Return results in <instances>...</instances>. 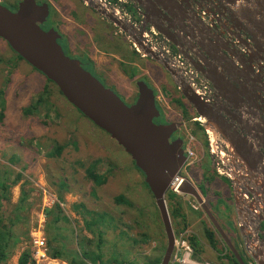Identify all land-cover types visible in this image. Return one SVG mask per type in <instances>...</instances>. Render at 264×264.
I'll list each match as a JSON object with an SVG mask.
<instances>
[{
  "label": "rangeland",
  "instance_id": "1",
  "mask_svg": "<svg viewBox=\"0 0 264 264\" xmlns=\"http://www.w3.org/2000/svg\"><path fill=\"white\" fill-rule=\"evenodd\" d=\"M39 1L48 5L50 3L53 9L51 13L53 21L60 24L59 28L69 35L63 45L66 49L68 46L71 47L72 50L69 49L71 56L74 53L82 54V49L90 52L96 41L99 42L97 48L111 49L120 55L119 60L113 61L98 55L97 61L104 64H95L96 69L93 66L86 67L126 104H134L137 100L138 88L135 83L138 80L146 81L149 86L157 88L159 93L166 96L162 103L157 104L158 108L172 122L180 121L173 123L182 125L179 133L184 134L186 141L190 132L197 136L191 144L196 159L193 165L183 167L179 176L187 179L186 181L195 187L219 224L224 226V221H229L233 229L229 238L237 239L238 242L241 239L244 242L241 237L239 238V230L237 231L234 221L233 182L219 173L215 163L217 158L207 142V134L200 129L199 122L190 121L189 113L184 107V101L187 100L180 93L175 92V95L180 94L184 99L179 98L170 102L172 98L168 93L173 87L165 85L156 87L145 80L142 74L144 71H139L134 65L131 66L122 52L125 51V44L129 46L126 40L132 45L129 36L115 26L116 34L123 36L119 38L120 46L116 47L114 44L116 36L112 27L107 24L109 21L84 0ZM98 1L106 2L112 8H116L115 6L120 3ZM0 2L14 11L17 0H0ZM65 14L74 20L69 18L65 20ZM95 15H99L107 22L101 21ZM119 16L123 18L122 14ZM129 17L133 23L140 26L141 20L138 16L129 14ZM61 24L72 25L74 28L72 30ZM92 28L96 32L97 39H92ZM132 50L134 51L133 47ZM130 54L135 61L140 62L145 59L141 55L131 52ZM148 64L149 68H152V62ZM115 65L120 75L114 69ZM134 75L138 76L136 80L131 78ZM165 75L163 70L156 68L158 78ZM39 98L43 99L45 105H41L34 115H25V110L30 106H36ZM164 102L169 103L164 104ZM2 110L5 117L0 123V178L8 177V183L12 184L19 175H22L18 185L9 189L12 204L8 211L15 210L24 196L28 195L29 198L24 203L25 206L23 204L21 209L16 210L19 214L26 215V218L23 222L16 220V225L12 227L16 239L11 254L9 251L6 264H18L19 257L24 251H33L31 233H38L39 223L43 222L47 243L54 239L55 231L50 234L47 231L49 227L51 230L50 213L56 209V205L61 207L65 213L62 215H66L69 222L64 219L58 222L59 233L63 237L53 246L59 243H64L67 248L70 245L76 246V248H68L70 252L75 250V253L70 255L72 258L67 262L63 261L66 264L70 261H75L77 264H148L157 258H164L168 239L161 216L154 196L149 188H146L145 179L138 172L131 157L107 133L78 113V110L59 94L44 75L21 60L9 45L0 39V111ZM215 139L212 145L214 151ZM58 148L62 149L60 155L55 152ZM231 161L230 156H225L224 162L227 166H231ZM197 176L200 178L199 182ZM102 179L106 180L105 184L97 185L96 183ZM26 191L28 194H24ZM169 192L175 194L172 189ZM175 195L182 198L186 204L189 224L187 229L179 233H176L172 225L175 240L179 241L181 238L187 241L193 251L194 259L222 264L220 255L206 242V228L215 230L220 241L219 248L225 249L223 256L227 253L226 244L201 205L194 197L190 198L191 196L182 192ZM119 197L130 201L132 206L116 203ZM217 203L218 205L214 207ZM192 210L203 213H190ZM216 213L224 214L223 220H219ZM27 231H29L28 238L25 234ZM194 236L198 237L201 248L204 249L200 255L201 259L196 257L190 242L191 237ZM50 250L49 258H51ZM83 253L92 256H83ZM241 254L245 262L250 264L243 252ZM99 256L102 259L100 261H98Z\"/></svg>",
  "mask_w": 264,
  "mask_h": 264
},
{
  "label": "water",
  "instance_id": "2",
  "mask_svg": "<svg viewBox=\"0 0 264 264\" xmlns=\"http://www.w3.org/2000/svg\"><path fill=\"white\" fill-rule=\"evenodd\" d=\"M84 1L87 5H91L102 17L118 27L122 33L130 36L139 52L145 58L154 59L157 63L163 65L175 79V83L179 86L183 97L196 110L199 117L195 119V122H201L202 126L206 128L209 123H212L208 119L214 120L215 123L210 124V126L212 125L218 134L212 135L208 133V135L212 139L217 137L215 143L218 137L221 136L226 144L225 154L232 158L231 163L236 165L239 158L242 159L248 166L247 169L259 176L255 181L264 191V170L261 172L256 170V167L252 165L253 161L251 159V156H257L262 166H264V134L260 136L254 134L240 120L229 121L219 117L217 115L218 111H215L214 107L206 103V100L195 93L189 86L179 81L177 72L165 61L157 57L143 41V33L146 27L151 24L168 42L175 45L182 56L187 58L188 52L199 56L194 49L198 45H193L185 39L184 35L187 38H190V36L185 34L184 29H182L181 35L178 36L180 43L172 40L168 35V31H175L176 22L171 21V18H174L171 9L177 8L175 1L127 0V2L134 4L136 8L137 6L141 8L144 5L145 7L146 5L149 6H147L148 15L143 17V22L141 21L143 27L142 38L141 35L139 38L134 37L137 31L133 25L128 24V22L119 17L114 9L107 5L108 3L100 2L99 6H95L87 0ZM219 1L233 12L232 17L234 22L238 24L239 31H245L252 37L257 49V53L253 56L257 60L262 59L264 61V0ZM103 6L109 7V10L103 9ZM157 7L159 8L158 11ZM153 12H156L159 17L162 16L166 20L168 24L166 28L158 27L151 22L150 18ZM49 16V5L47 3L40 5L36 0H22L16 11H12L0 3V39L5 41L26 63L52 81L70 105L76 108L96 127L107 133L131 157L136 168L144 175L145 183L154 196L167 235V248L161 264H170L175 246V232L166 203V195L173 181L182 171L186 161L183 141L181 139L172 141L173 135L181 129L182 125L180 123L161 125L155 123V119L160 118L162 113L158 108L154 89L144 80H138L135 83L138 88V96L132 105L126 104L118 94L105 87L92 72L84 68L80 60L71 58L65 53L58 41L60 36L55 29L46 31L42 28ZM188 20V18H185V21ZM131 30L134 31V34L131 33ZM260 50L263 52L259 53ZM199 57L203 59L201 56ZM222 57H226V55H222ZM188 59L194 63L190 55ZM233 60V57L229 60L230 64L235 62ZM249 63L251 64V61ZM249 68L252 71V68ZM196 69L205 75L209 81H219L218 73L216 75L215 71L213 75L217 80L213 76L211 78L207 70L198 67ZM236 81L239 82V79L236 78ZM217 92L218 99L223 100L225 98L223 90L220 89ZM261 114L259 113L255 116L256 127H264V120ZM241 124L244 128L240 127L239 129L238 127ZM209 128L211 127L206 129ZM223 128L227 130L228 134L221 131ZM243 148H246V150H243ZM233 188H235L234 183ZM180 190L182 193L194 197L202 205L203 211L238 263L247 264L218 224L214 214L205 204L195 187L184 179ZM234 207L236 208V217H238L240 202L236 193L234 195ZM239 230V235L244 237L241 229ZM260 236H262V232L259 233V238ZM256 263L264 264L258 257H256Z\"/></svg>",
  "mask_w": 264,
  "mask_h": 264
},
{
  "label": "flooded vegetation",
  "instance_id": "3",
  "mask_svg": "<svg viewBox=\"0 0 264 264\" xmlns=\"http://www.w3.org/2000/svg\"><path fill=\"white\" fill-rule=\"evenodd\" d=\"M21 1L22 0H19V1L17 0V2L14 4L15 5L14 11L18 9ZM36 1L40 5H43L45 3L39 0H36ZM119 1H120L119 5H120V8L123 9V13L127 14L128 17H129V14L136 15L143 22V17H145L146 15V11L144 7L141 8L140 6H137L136 8L134 4L127 2V0H118V2ZM178 1L181 2L182 0H178ZM183 1L185 2V0ZM49 8H50V16L48 20L42 25V28L46 31L55 29L60 36L58 41L62 45L65 53L71 58L80 60L84 68L90 71L86 67L87 65L92 66V59H90L87 56V54H89L90 52L85 49H82L83 50L82 54L74 53V55L71 56V53L69 51V49L72 50L71 47L68 46V49H66V47L63 45L64 40H68L67 36L69 35L64 30L59 28L60 24L58 23L56 24V22L53 21L52 15H51L53 9L50 3H49ZM189 10H190V13L196 16L205 25V27L210 30L212 34H214L216 37L217 36L221 37L225 41L226 45L223 46L224 53L227 55L229 59L233 57L234 61H237L238 68L240 70L241 69L244 70L243 73L238 72L232 67L233 65L230 64L229 60L223 59L224 63L220 65V67L218 68L219 85L217 81H213V80L209 81L208 79H206L205 75L201 74L200 71L196 69V67L207 70L208 75L211 77V74L213 72L212 61L214 59L218 60V58H221V57L214 53L213 48L211 49L207 47L206 44L198 43L193 40L192 42L198 45L199 50L203 52L204 58L207 61H203V59H201L199 56L194 55L193 53H190V52H188L187 58H185L184 56L182 57L190 64L191 67H193L208 82L206 84L208 88L211 89L212 97L207 98L206 103H208L212 107L218 106V102H216V100L219 102L222 100L218 99L217 94L219 91L217 92V90L222 89L225 94V98L223 99V102L225 103V105L220 104V106H218L219 107L218 109L220 110L219 114L223 118L229 121H237V120H242L245 117V114L249 115V113L254 112L255 116H257L259 113H262L261 115L264 120V61L262 59L257 60L256 57L253 56L255 53H257V49H256L255 43H253L252 37L245 31L243 32L239 31V27H236L233 22L234 21L232 17L233 12L225 4H222L219 0H190ZM171 21L174 22L175 21L174 18H171ZM61 25L67 28L69 27L68 24H61ZM177 27H180V26L177 24ZM146 28L153 29L156 32V30L151 26V24L147 26ZM156 33L160 36H163L159 32H156ZM181 33H182V29L181 31L175 33L176 37L180 36ZM185 34L187 33L185 32ZM172 36L173 38L170 37L172 40L180 43L179 38L178 40H176V38H174V35ZM134 37L139 38V36H137L136 33L134 34ZM184 37L187 38L185 35ZM170 46L176 54H180V52L175 47V45L170 43ZM251 50H252V53H251ZM261 52L263 51L260 50L259 53ZM189 55L194 60V63H192L188 59ZM249 61H251V64L249 63ZM249 67L252 68V71ZM236 78L239 79V82L236 81ZM160 111L162 113V116L160 118L155 119V121L158 124L159 122H161L162 124L180 122L179 120L172 122L171 119H168L165 117L162 110ZM162 120H164L165 122H163ZM198 124L200 127H202V130L207 134V142H209L212 148L213 139L208 135V133L215 135V134H218V132L214 130V127H212V125L210 126V124L212 123L208 124L207 127H211L209 129H206L207 127L206 128L203 127L201 122H199ZM240 127L242 126H239L238 128L240 129ZM181 130H179L177 134L175 133L173 135L172 141L181 139L185 147L186 138L184 134L179 133ZM221 131L227 133V130L225 128H223V130L221 129ZM261 134H264L263 128L259 129V133L257 135L260 136ZM188 135H192L194 140L197 138L196 134H194L193 132L191 134L189 133ZM221 139L223 138L221 137ZM246 170L248 172V175H253L256 178L259 177L258 175L250 172L247 169V167H246ZM236 220H237V217H236ZM229 239L231 240V238ZM235 240L236 239L232 238L231 241L234 245H236L235 246L236 249L240 251ZM225 248L227 249V252L230 251L228 247L225 246Z\"/></svg>",
  "mask_w": 264,
  "mask_h": 264
},
{
  "label": "crops",
  "instance_id": "4",
  "mask_svg": "<svg viewBox=\"0 0 264 264\" xmlns=\"http://www.w3.org/2000/svg\"><path fill=\"white\" fill-rule=\"evenodd\" d=\"M174 1H175V4H177V8L171 9V11H172V14L174 16V20L176 22V27H175V31H168V35L171 38H173L172 35H174V38H176V40H178V37H176V34L175 33L181 31V29H184L185 32L191 37V39L190 38H185V39L187 41H189L190 43H192L193 45H195L192 42L194 40V41H196L198 43H204V44H206L207 47H209L211 49L213 48L214 53L216 55H219L221 57V58H218V60L214 59L212 61V64H213V72L215 71V74L217 75V73H219L218 68L220 67V65H222L224 63L223 59L230 60L227 57V55L224 53V51H223V48H224L223 46L226 45L225 41L221 37H218V36L216 37L214 34H212L210 32V30L208 28H206L205 25L196 16H194V15H192V13H190V10H189L190 0H185V2L183 0L181 2L178 1V0H174ZM147 6L148 5H146V7H145V5H144L145 11H146V15H148V12H149L148 9H147ZM158 10H159V8L157 7V11ZM160 13H162V12H160ZM163 15H164V13H163ZM96 17L99 18L103 22H107L104 19H102L99 15H97ZM68 18L74 20L73 18H71L70 16H67L65 14V20H68ZM185 18H188L190 20L185 21ZM150 20H151V22L154 25H156L158 27L160 26L162 28H166L168 26V24L166 23V20L162 16L159 17V15H157L156 12H153V15L150 18ZM107 24L110 27H112V29L114 30V36H116V39L114 41V44H115L116 47H119L120 44H121L119 38L120 37H123V36L116 34V32H117L116 31V28H115L114 25H112V23L107 22ZM177 24H179L180 27H177ZM234 25L236 27H238V24L235 23V22H234ZM263 26H264V24H263ZM69 28L73 30L74 27L72 25H70ZM91 35H92V39H94V38L97 39L96 32H95V30L93 28H92ZM125 40H126V38H125ZM126 42L129 44V46L127 44H125V47H124L125 48L124 49L125 51H122L123 54L125 55L124 57L126 58V60L128 62L131 63V66L134 65V66H136V69H138L139 71H141V70L144 71V73L142 72V74H143L145 80L150 81L156 87H161V86L163 87L164 85L165 86H169V87L170 86L173 87V90L170 93H168V95L170 96V98H172V100L170 102L175 101V100H178L179 98H183L180 95L181 93L178 91V86L175 83L176 82L175 79L172 77V75L169 74V72L163 67V65H161L160 63H157L156 61H154L152 59H149V58H145V59L140 60L141 63L138 62V61L133 60L134 57H133V55L130 54V52L132 54H136V55H138V54L132 50V47H131L130 43L127 40H126ZM98 45H99V42L96 41L95 42V46L92 45V50H90V53L87 54V56L90 59H92L94 69H96L95 64L96 65L97 64H104V63H100V62L97 61L98 60V55L103 56V57H106V58L110 59V61L119 60L120 59V55L117 52H115V51H113L111 49H106V48L99 49V48L96 47ZM194 49L199 53V56H201L204 59V61H207L204 58L203 52L200 51L197 46H195ZM222 55H226V57H222ZM148 62H152V65H151L152 68H149ZM120 64H122V63H120ZM232 64H233V66L235 65L233 67L235 70H237L238 72H242V73L244 72L243 69L240 70L238 68L237 61L232 62ZM143 68H144V70H143ZM145 68H147V70H145ZM156 68H159L160 71L163 70L164 74H166V75L164 77L163 76L162 77L160 76V78H158L156 76ZM114 69L117 70V66L116 65L114 66ZM117 72H118V75H120V73H119L118 70H117ZM213 72L211 74V77L213 76V78H215L214 75H213ZM128 78H129V76H128ZM136 78H138V76H135V79L134 80H136ZM107 81H110V80H107ZM155 90H157V88L154 89V91ZM175 92H178L180 94L179 95H175ZM155 93H156L157 104L162 103L164 101V97H166V96L163 95V94H161V93H159L158 90ZM216 102H218V106H220V104H222V105L224 104L223 100L220 101V102L216 100ZM166 103H169V102H164V104H166ZM218 106H214V110L215 111H218L217 115H219V117H222L219 114L220 111L218 109L219 108ZM184 107H185L186 111L189 113L190 121H192V122L195 123V119L197 117H199V116H198L196 110L194 109V107L188 101L187 102L184 101ZM170 109H171V107H169V110ZM208 120H210V122H212V123L215 122L212 119H208ZM240 121H243L244 124H245V126L248 127V129H250V131H253L254 134H258L259 133V129L260 128L261 129L264 128V127H260V126H258V127L255 126V113L254 112L249 113V115L245 114V117L242 120H240ZM242 127L244 128V126H242ZM243 150H246V148H243ZM251 159L253 161L252 165L256 167V170H258L259 172H261L262 170H264V166H262V163L260 162V159L257 156L256 157L255 156H251ZM238 161L239 162L241 161L242 163H244L245 167H248L246 165V163L242 159L239 158ZM235 166L236 167H242V168H244L239 163H237V165H235ZM196 179L199 182L200 178L198 176L196 177ZM236 179H237L236 181L238 183L241 184V182H242V183H245V184H247L249 186H253L252 183L254 182V180H257V178L255 176H253V175H245V174L241 175L240 177L237 176ZM233 190H234L233 191V196H234L235 193H236V190H235V188H233ZM263 197H264V195H263ZM255 200H256L258 206H256L254 208V210H255V213H257V215H259L261 217L259 221H262V223H260L257 220L255 223H250V226H248V229L247 230L242 229L244 235H246V237H247V243H246V245L249 246L250 249H251L250 250V254L247 253V250H246V247L247 246H245V244H244L245 243V241H244L245 238L244 237H242L241 235L239 236V237H241L243 239L244 242H242L241 239L239 240L240 242H238L237 239L235 240L236 244L239 247V250H240L239 252L240 253L243 252V254L245 255L246 259L249 261L250 264L251 263H254L255 264L254 258L256 259V257H258L261 261L264 262V217H263L264 216L263 215L264 214V205H263V203L258 198H255ZM217 205H218V203L217 204H214V207H216ZM233 205H234V202H233ZM211 212H212V210H211ZM234 212H235L234 213L235 214L234 215V221L236 222V225L238 223L240 224V222H238L239 220L238 221L236 220V208L235 207H234ZM243 213L246 214V210H244L241 214H243ZM71 215L74 216L73 214H69V216H71ZM216 216H217V218L219 220H223L222 218L225 215L224 214L216 213ZM215 219H216V217H215ZM257 222H259V223H257ZM219 225L224 229L226 235L228 237H230L231 236L230 231H233V229H232V225L229 223V221L228 222L227 221L226 222L224 221V226L222 224H219ZM239 229L240 228L237 225V231ZM239 232H240V230H239ZM260 232H262V236H260V238H259V233ZM69 238H71V237H69ZM56 246L66 248L65 246L61 245L60 243L58 245H56ZM56 246H54V247H56ZM69 247L76 248V246H73V245L68 246V248ZM72 251L73 252L67 251L68 254L66 255V257H68V258H66V259H71L72 258V256H70V255L73 254V253H75V250H72ZM50 260L52 261L51 263H54V264L56 262H63L62 260L51 259V258H50ZM33 261H34V259H33Z\"/></svg>",
  "mask_w": 264,
  "mask_h": 264
},
{
  "label": "built area",
  "instance_id": "5",
  "mask_svg": "<svg viewBox=\"0 0 264 264\" xmlns=\"http://www.w3.org/2000/svg\"><path fill=\"white\" fill-rule=\"evenodd\" d=\"M120 2V1H119ZM120 4V3H119ZM115 6L116 8H113L115 13L119 15H123V20L128 22V24L133 25V27L137 31V36L141 35L142 38V25L140 26L136 23H133L131 19L128 17L127 14L123 13V9L120 8V5ZM120 17V16H119ZM128 39L132 43V47L134 48V51L137 52L139 55H141L143 58L144 55H142L138 48L136 47L133 39L129 36ZM143 41L146 44L147 47L151 48L153 53L161 58L163 61H165L168 65L171 66V68L177 72L179 76V81L183 82L186 86H189L195 93L200 95L202 98L207 100V98L212 97L211 96V89L208 88L206 79H204L193 67L190 66V64L182 57L181 54H176L174 50H172L170 43L163 37L158 35L153 29H147L143 33ZM178 89L180 91V88L178 86ZM181 92V91H180ZM194 143V139L192 135H189L187 137V141L185 143V155H186V161L184 167H189L193 165L195 159H196V153L191 148V144ZM225 148V150H224ZM215 157L217 158V161H215L218 171L220 174H224L229 179H231L235 185L236 190V196L240 202V209L238 210V217L237 221L239 220L240 224H237L238 227L244 230L248 229V226L250 223H255L257 220H260V216L255 213L254 208L258 206L255 198H258L264 205V191L260 188V186L254 181L252 184L253 186H249L245 183H238L236 180L237 176H241L243 174L248 175V172L246 170L245 165L240 161H238L239 164H241L242 167H236L235 164L231 163V166H227L224 162V158L226 156V144L221 139V137H218L217 142L215 143V151L213 148L211 149ZM233 165V166H232ZM237 165V164H236ZM184 178L180 177L179 175L177 178L173 181L171 187L169 188L173 190L175 194H180L181 192V186L183 184ZM252 188V189H251ZM244 210H246V214H241ZM262 223V221H259ZM38 233L32 234V248H33V259L36 264H46L51 263L52 261L48 257V243L45 237L44 232V225L43 222L39 223L38 225ZM242 234L245 238V246L247 243V237L244 235L243 231ZM247 253L250 254V247H246ZM177 263V264H213L209 262H201L193 257V251L190 247V245L185 240H175V246L174 251L172 254L171 263ZM254 262L256 263V259L254 258ZM170 263V264H171ZM55 264H66L65 262H56ZM254 264V263H251Z\"/></svg>",
  "mask_w": 264,
  "mask_h": 264
},
{
  "label": "trees",
  "instance_id": "6",
  "mask_svg": "<svg viewBox=\"0 0 264 264\" xmlns=\"http://www.w3.org/2000/svg\"><path fill=\"white\" fill-rule=\"evenodd\" d=\"M108 2H110L112 4H116L118 2V0H108ZM20 59L23 60L22 58H20ZM92 66H93V62H92ZM131 78L134 79L135 76H132ZM47 80L49 81V83L51 85H53L56 88V90L62 96L61 92L58 90L56 85L52 81H50L49 79H47ZM46 90L48 91V89H46ZM43 103H44L43 99L39 98L36 106L33 105V106L28 107L25 110L24 114L25 115H34L36 110L41 105L42 106L45 105V104L43 105ZM74 109H76V108H74ZM78 113H80V112L78 111ZM4 117H5V114H4V111L2 110V111H0V123H2V121L4 120ZM200 129H202V127H200ZM55 152L57 153V155H60L62 153V149L58 148V149H56ZM133 164H134V162H133ZM137 170H138V172H140V174H142V172L139 169H137ZM143 177H144V175H143ZM20 179H22V175H19L17 177V179L15 181H13L12 184H9L8 183V181H9L8 177H4L2 179L0 178V264H6L7 259L9 257V251L11 254V248H12L13 243L15 242V239H16V237L14 236L15 232H13L12 227H14L16 225V223H17L16 220L23 222V221H25V218H26L25 217L26 215L19 214V212H17L16 210L21 209L23 204L29 200L28 195L24 196L23 199L22 198L20 199V202L17 205V207L15 208V210L8 211V208L12 204L9 189L12 186H17ZM105 182H106V180L102 179L101 181L97 182L96 184L102 185V184H105ZM146 188L148 189L147 185H146ZM24 194H28V191L24 192ZM166 201H167L170 217L172 219V225L174 226L176 233H179V232L187 229L189 227V224L187 223L188 215L186 213V204L183 202L182 198L177 197L175 194H173L171 192H168L166 195ZM115 202L118 203L119 205L126 204L129 207L132 206L130 201L126 200L124 197H119L118 199H116ZM24 206H25V204H24ZM78 207H84V206L78 205ZM55 208L56 209L54 211H51V213H50V215H52L51 230L49 227V230L47 231L49 234L51 232L55 231L54 239H51L50 242L48 243V251H49V249H51L49 254H50V257L52 259H57V260H62V261L67 262L68 259H66V258H68V257H66V255L68 254L67 251H70V250L66 247V245L64 243H60L61 245L65 246L66 248L59 247V246L54 247L53 245L55 243H58L59 238L63 237L62 234L59 233L60 228L57 225L58 222L61 219H64L65 221L69 222V218L66 215H62L65 213L62 211L61 207L56 205ZM190 213L202 214L203 211L195 212L194 210H192V211H190ZM25 234L27 235V238H28L29 231H27ZM206 235H207L206 242L215 252H217L220 255L219 258L222 261L221 262L222 264H239L237 259L234 257V255L230 251H228L226 253V255L223 256L225 253V249L223 250V249L219 248L220 241L217 238L215 230H211V229L206 228ZM190 242H191V244L195 250L196 257L198 259H201L200 255H201V253L204 252V249L201 248L202 246L200 244V240L198 239V237L194 236V237H191ZM83 256H92V255H89L88 253H83ZM98 258H99L98 261L102 260L100 256ZM161 261H162V259L157 258V259L153 260L152 262H149L148 264H160ZM18 264H35V261H33V251H31V250L30 251H24L21 254V256L19 257ZM69 264H77V263L75 261H70Z\"/></svg>",
  "mask_w": 264,
  "mask_h": 264
},
{
  "label": "bare ground",
  "instance_id": "7",
  "mask_svg": "<svg viewBox=\"0 0 264 264\" xmlns=\"http://www.w3.org/2000/svg\"><path fill=\"white\" fill-rule=\"evenodd\" d=\"M87 1H89V2H91V3H93L95 6H99L100 5V2L98 1V0H87ZM49 2V1H48ZM103 9H108L109 10V7H107V6H103ZM157 32V31H156ZM131 33H133L134 34V31L133 30H131ZM137 33V32H136ZM139 36V35H138ZM199 54V53H198ZM203 64V63H202ZM235 66V65H234ZM234 66H232V67H234ZM231 67V66H230ZM233 69V68H232ZM207 79V78H206ZM225 104V103H224ZM178 133V132H177ZM176 133V134H177ZM190 134H191V132H190ZM262 135V134H261ZM197 137V136H196ZM223 140V139H222ZM215 143V142H214ZM193 146V145H192ZM212 149V148H211ZM211 152V151H210ZM201 161V160H200ZM262 168V167H261ZM188 175V174H187ZM246 175V174H245ZM225 179H226V177H225ZM187 180V179H186ZM228 180V179H227ZM245 181V180H244ZM242 183V182H241ZM230 184V183H229ZM197 187V186H196ZM199 188V187H198ZM180 196V195H179ZM190 198H192V197H190ZM260 202V201H259ZM201 207H202V205H201ZM263 207V206H262ZM264 215V214H263ZM264 217V216H263ZM259 221V220H258ZM239 222V221H238ZM257 223H259V222H257ZM239 224V223H238ZM250 226V225H249ZM263 231V230H262ZM255 234V233H254ZM261 235V234H260ZM251 237V236H250ZM256 237V236H255ZM253 238V237H252ZM249 240V239H248ZM245 241V240H244ZM253 242V241H252ZM250 244V243H249ZM247 246V245H246ZM51 264V263H50Z\"/></svg>",
  "mask_w": 264,
  "mask_h": 264
}]
</instances>
